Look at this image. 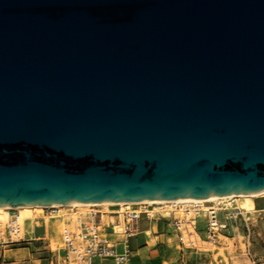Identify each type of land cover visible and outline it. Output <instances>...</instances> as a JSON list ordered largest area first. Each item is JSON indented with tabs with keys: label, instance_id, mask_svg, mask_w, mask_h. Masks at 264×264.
Segmentation results:
<instances>
[{
	"label": "water",
	"instance_id": "1",
	"mask_svg": "<svg viewBox=\"0 0 264 264\" xmlns=\"http://www.w3.org/2000/svg\"><path fill=\"white\" fill-rule=\"evenodd\" d=\"M264 191V0H0V206Z\"/></svg>",
	"mask_w": 264,
	"mask_h": 264
},
{
	"label": "built area",
	"instance_id": "2",
	"mask_svg": "<svg viewBox=\"0 0 264 264\" xmlns=\"http://www.w3.org/2000/svg\"><path fill=\"white\" fill-rule=\"evenodd\" d=\"M232 198L217 202H187V203H146L137 208H122L120 205L111 207L109 214L114 219L108 227L114 233L122 234L123 240L115 242L102 236L105 225L102 214L106 212L102 206H91L83 212L71 208L64 213L61 247L51 248L49 263L60 264H94L95 259H111L114 264H128L130 252L126 238L138 232V218L144 214L150 221H166L174 230L178 243L184 248L198 250L184 242L185 225L189 223L204 241L214 242L220 234L233 229L238 222L248 228L247 211L233 203ZM58 212L57 207L44 206L43 209ZM220 215L222 218H220ZM203 219V232L199 229L198 219ZM121 223V230L115 231V226ZM24 231L19 224L18 215L10 217L5 225L0 226V245H21L26 242ZM120 246L121 250H117Z\"/></svg>",
	"mask_w": 264,
	"mask_h": 264
},
{
	"label": "crops",
	"instance_id": "3",
	"mask_svg": "<svg viewBox=\"0 0 264 264\" xmlns=\"http://www.w3.org/2000/svg\"><path fill=\"white\" fill-rule=\"evenodd\" d=\"M253 202L255 211H264V205H261L258 201ZM110 210L112 209L108 208L107 210H103L106 212L102 214V221L105 227L101 234L109 240L119 242L123 240V235L112 232L108 227L109 221L114 219L113 215L109 214ZM45 225L47 231L44 233L45 239L41 242H37L36 235L41 224L34 223L27 225L24 231V237L27 240L23 244L11 246L0 245V264H51L49 263L50 255L48 252L49 229L47 224ZM187 225L190 224L187 223L185 227ZM187 229L188 228L184 231V242L187 245L198 248L197 251L206 248L210 249V246H208L209 241H204L199 234L197 235L199 238L197 240L193 239V237H186ZM173 236H176V234L166 221H150L144 214H140L138 218V232L126 238L128 250L130 252L128 264H184L182 252L184 249L188 248L181 246ZM219 236L226 235L220 234ZM219 236L213 242L214 244L219 242ZM201 242L206 243L202 248L200 246ZM23 250H27L26 255H24ZM117 250L120 251L121 247L118 246ZM52 264L60 263L53 262ZM94 264L114 263L111 259H95ZM251 264H264V261H252Z\"/></svg>",
	"mask_w": 264,
	"mask_h": 264
},
{
	"label": "rangeland",
	"instance_id": "4",
	"mask_svg": "<svg viewBox=\"0 0 264 264\" xmlns=\"http://www.w3.org/2000/svg\"><path fill=\"white\" fill-rule=\"evenodd\" d=\"M233 203L241 206L242 198L231 199ZM253 201H258L261 205H264V196H258L252 198ZM102 206L101 209L107 210V207ZM72 208H76L70 206ZM122 208L125 206H121ZM90 208V207H89ZM89 208L78 209L80 211H87ZM58 210L60 208H57ZM134 209V208H131ZM70 211V209H65L63 211L53 212L52 209H43L39 214H32L28 219L24 220L23 223H19L23 231H25L27 225L40 223L41 226L36 232L37 242H41L45 239L44 233L46 230V225L49 229V245L53 249L56 243L59 242V232L58 225L60 220L50 219L46 217L49 214H64ZM249 216L248 228L243 223H239L233 228L229 229L224 234L227 236H219V242L213 243L209 242L210 249H200V251H193L191 249H184V264H251L252 261L261 262L264 261V211H247ZM220 218L222 216L220 215ZM64 221V217L62 216ZM47 220V221H46ZM3 224H0L2 226ZM199 229L203 232V219H198ZM187 232L186 237H196L193 229L190 225L186 226ZM177 240L176 236H173ZM233 238V239H232ZM178 242V240H177ZM201 248L206 245V243H200ZM58 246V245H57ZM177 251V249H176ZM24 255L27 254V250H23ZM8 254V252H7Z\"/></svg>",
	"mask_w": 264,
	"mask_h": 264
},
{
	"label": "bare ground",
	"instance_id": "5",
	"mask_svg": "<svg viewBox=\"0 0 264 264\" xmlns=\"http://www.w3.org/2000/svg\"><path fill=\"white\" fill-rule=\"evenodd\" d=\"M258 196H264V191L255 193V194H227V195H213L203 198H177V199H156V200H148L143 201L146 203H187V202H217L219 200H224L228 198H242V208L246 211H255L254 209V202L252 198L258 197ZM142 202H98V203H73V204H54L50 205L60 208V211H63L65 209H71L73 207H76L77 209H85L89 208L91 206H106V205H120L125 206L123 208H137ZM43 205H15V206H0V224L5 225L7 221L10 219V217L14 214L18 215V221L19 223H23L24 220L28 219L32 214H39L43 211ZM61 213V212H60ZM63 214L55 213V214H49L46 215V217L50 219H57L60 220L58 225V232H59V242L56 243V246L58 245L61 247L63 245L62 242V229L64 227V221L62 219ZM33 216V215H32ZM47 221V220H46ZM189 224V223H188ZM191 226V225H190ZM115 231L121 230V223L115 226ZM193 229V228H192ZM194 230V229H193ZM103 231H101L102 233ZM196 233V237H193V239H199L197 237L198 233L194 230ZM233 239V238H232ZM121 241V240H120Z\"/></svg>",
	"mask_w": 264,
	"mask_h": 264
}]
</instances>
